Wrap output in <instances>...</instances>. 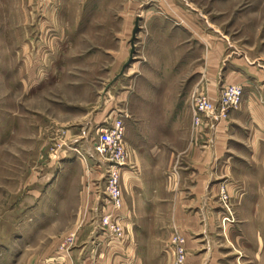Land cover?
<instances>
[{"label": "rangeland", "instance_id": "obj_1", "mask_svg": "<svg viewBox=\"0 0 264 264\" xmlns=\"http://www.w3.org/2000/svg\"><path fill=\"white\" fill-rule=\"evenodd\" d=\"M189 15L208 42L264 68V0H0V264H94L101 254L88 258L87 250L124 244L107 228L117 223L123 234L121 223L100 215L105 164L92 149L96 130L114 118L128 143L153 144L142 166L138 158L140 172L133 169L137 200L154 209L147 225L156 228L153 238H139L141 264H264V252L248 250L257 238L238 235L226 188L200 196L178 155L194 77L138 90L143 21L183 25ZM137 17L134 58L112 82ZM184 49L186 57L198 52ZM151 100L169 108L138 107ZM80 194L100 199L80 211Z\"/></svg>", "mask_w": 264, "mask_h": 264}, {"label": "crops", "instance_id": "obj_2", "mask_svg": "<svg viewBox=\"0 0 264 264\" xmlns=\"http://www.w3.org/2000/svg\"><path fill=\"white\" fill-rule=\"evenodd\" d=\"M153 17L143 21L144 31L140 33L141 58L137 64L141 71L137 73L136 79L139 84L143 81L144 88L139 91L151 93L155 86L165 85L163 82L167 80H173L170 86L175 88L181 79L188 78L191 81L194 77L193 86L190 82L187 86L190 95L193 91L203 92L216 104L222 87L236 85L243 90L242 103L237 109L229 111L226 119L203 120L202 125L193 127L190 109V121L181 136L183 149L178 155H183L191 173L196 174V187L199 188L200 196L214 190L216 193L219 186L226 188L228 203L235 206L232 211L241 228L238 235L255 236L257 244L248 250L264 252V68L244 56L230 57L225 53L222 42H208L201 20H196L194 15L186 16V22L181 20L183 25ZM190 45L198 49L194 57H186L187 50L185 52L184 48ZM185 61L189 62L176 63ZM156 91L159 92V89L156 88ZM143 102L139 108H169L167 101L163 104H154L152 100ZM124 141L129 150V160L120 177L121 208L112 211L106 197L100 208V215L111 214L121 223L124 244L90 248V252L87 250L84 254H88V258H92L91 253L96 251L101 254L94 264H141L143 250L139 238H153L156 234V228L147 225L148 216H154V209L142 208L136 197L133 180V169L139 172L141 169L138 167V158H141L142 166V158L150 150L153 151V144L146 142L148 148L142 150L144 141L141 144L137 142L135 146L125 138ZM157 151H160L158 146ZM96 173L92 172V175ZM99 199L94 194L89 197L80 194L77 201L80 211L81 206L97 205ZM146 200L149 206L155 202L151 197ZM117 253L121 256H114Z\"/></svg>", "mask_w": 264, "mask_h": 264}, {"label": "built area", "instance_id": "obj_3", "mask_svg": "<svg viewBox=\"0 0 264 264\" xmlns=\"http://www.w3.org/2000/svg\"><path fill=\"white\" fill-rule=\"evenodd\" d=\"M243 90L236 85L222 87L218 101L213 104L203 92L193 91L190 95V109L193 127H199L203 120L218 121L226 119L231 110L237 109L242 103ZM125 129L121 119L109 120L104 126L96 130V138L92 149L96 157L105 164L104 195L107 198L111 210L118 211L122 205L120 177L128 166L129 150L124 141ZM64 143L57 144L53 150L62 148ZM76 152V150H74ZM110 220L114 217L109 214ZM117 223L108 226L109 230L115 231L118 237H122ZM182 258V255H180Z\"/></svg>", "mask_w": 264, "mask_h": 264}, {"label": "water", "instance_id": "obj_4", "mask_svg": "<svg viewBox=\"0 0 264 264\" xmlns=\"http://www.w3.org/2000/svg\"><path fill=\"white\" fill-rule=\"evenodd\" d=\"M139 20H140V18L137 17L135 19V21H134V26H133V29H132L131 39L129 41L130 50H129L128 60L123 64L119 74L117 76H115V78L113 79L112 82H114L119 76L123 75L124 70L131 64V61L134 58V54H135V39H136V36H137V34L139 32Z\"/></svg>", "mask_w": 264, "mask_h": 264}]
</instances>
